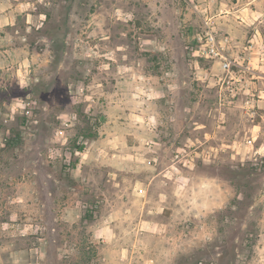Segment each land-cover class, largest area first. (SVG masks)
Masks as SVG:
<instances>
[{"label":"rangeland","instance_id":"obj_1","mask_svg":"<svg viewBox=\"0 0 264 264\" xmlns=\"http://www.w3.org/2000/svg\"><path fill=\"white\" fill-rule=\"evenodd\" d=\"M117 260L264 264V0H0V264Z\"/></svg>","mask_w":264,"mask_h":264},{"label":"built area","instance_id":"obj_2","mask_svg":"<svg viewBox=\"0 0 264 264\" xmlns=\"http://www.w3.org/2000/svg\"><path fill=\"white\" fill-rule=\"evenodd\" d=\"M209 27L208 25V28L200 37L198 53L201 57L218 61L224 69L230 70L232 60L226 53V46L230 43L229 36L225 35L222 38H218L217 32ZM139 191L143 193L144 189L140 188Z\"/></svg>","mask_w":264,"mask_h":264},{"label":"crops","instance_id":"obj_3","mask_svg":"<svg viewBox=\"0 0 264 264\" xmlns=\"http://www.w3.org/2000/svg\"><path fill=\"white\" fill-rule=\"evenodd\" d=\"M174 176H176L174 178V181L181 185L182 178H184V176L181 173H176V174H174ZM170 177H171V175H170ZM178 195H180V192L178 193ZM158 199H159V201H166L169 199V194L161 193ZM155 200H156V198H155ZM175 210H177V209H175ZM173 214L174 213H171V215H173ZM169 225H171V223H169ZM116 263L117 264H129L130 262H129V260H117ZM146 264H174V260H146Z\"/></svg>","mask_w":264,"mask_h":264},{"label":"trees","instance_id":"obj_4","mask_svg":"<svg viewBox=\"0 0 264 264\" xmlns=\"http://www.w3.org/2000/svg\"><path fill=\"white\" fill-rule=\"evenodd\" d=\"M79 150H82L83 149V146L79 145L77 146Z\"/></svg>","mask_w":264,"mask_h":264}]
</instances>
